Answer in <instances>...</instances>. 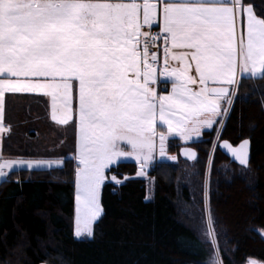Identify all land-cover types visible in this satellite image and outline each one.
Listing matches in <instances>:
<instances>
[{
  "label": "snow or ice",
  "instance_id": "obj_1",
  "mask_svg": "<svg viewBox=\"0 0 264 264\" xmlns=\"http://www.w3.org/2000/svg\"><path fill=\"white\" fill-rule=\"evenodd\" d=\"M241 74L264 78V18L247 0H0V134L11 131L5 94L46 97L51 119L72 124L77 237L92 235L106 171L118 160L134 158L142 173L157 140L164 157L169 136L187 141L207 129L219 139L213 126L229 115ZM169 81L170 92L158 93ZM249 146L213 144L243 166ZM52 163L0 153V178ZM205 235L215 240L211 227Z\"/></svg>",
  "mask_w": 264,
  "mask_h": 264
},
{
  "label": "trees",
  "instance_id": "obj_2",
  "mask_svg": "<svg viewBox=\"0 0 264 264\" xmlns=\"http://www.w3.org/2000/svg\"><path fill=\"white\" fill-rule=\"evenodd\" d=\"M264 18V0H247ZM48 101L7 94L1 152L6 159L61 161L44 170L15 169L0 182V264H216L197 221L207 210L221 264L264 263V78H240L219 139L250 140L247 167L213 149L206 208L204 181L216 132L203 133L198 160L151 164L147 178L120 162L116 185L101 188L102 215L90 239L76 240L75 135L49 120ZM148 197V200H147ZM201 225V224H200Z\"/></svg>",
  "mask_w": 264,
  "mask_h": 264
},
{
  "label": "rangeland",
  "instance_id": "obj_3",
  "mask_svg": "<svg viewBox=\"0 0 264 264\" xmlns=\"http://www.w3.org/2000/svg\"><path fill=\"white\" fill-rule=\"evenodd\" d=\"M176 66V65H175ZM173 66V67H175ZM243 74L241 75H238V82L240 80V78H242ZM157 88V91L158 93L160 94H168L171 90V82L169 81L167 83V85L165 84H158L156 86ZM222 106L226 107V105H223V102H222ZM49 115H50V120L52 121L53 125L55 126V128L57 129H65L66 127H71V132H73V134L75 135V129L73 128L72 124L69 123L68 125H59L57 123H55L52 119H51V108H49ZM218 120H223L225 121L226 117H218L217 118ZM214 128H221L222 125L221 124H216L213 126ZM222 129V128H221ZM220 129V131H221ZM158 130H160V126L158 125ZM164 131H166V127L163 128ZM210 130H207V129H203L201 131V135L200 136H196L195 134H193L191 136L190 139H188L187 141L182 139L180 136L176 135V136H169L168 139L166 140V143H165V147H166V153H165V156L164 157H161L159 155V151H158V140H157V151L154 153V157L152 159V161H150L147 165L144 166L143 168V172L141 173V165L134 159V158H121L120 160H118L115 164H113L107 171H106V179H105V183L107 182H111V183H114L116 185H119L120 183H122L128 176H125L124 178H119L115 171H110V169L112 167H116V165L120 162H132L134 164H136V166L138 167L137 168V171H136V176L139 177V178H147V173H148V170L151 166V164H154V163H161V162H164V163H168V164H171V165H175V166H178L180 165V161H179V158H180V149L182 148H185L187 146H190L192 145L193 143H196L198 141L201 140L202 136H203V133L205 132H208ZM217 141H218V138H217V133L215 135V139H214V142L213 144H217ZM213 145H212V149L210 151V155H209V159L207 161V167H206V172H205V181H204V203H205V208H206V200H207V190H208V186H207V182H208V170H209V163H210V158H211V155H212V152H213ZM179 150V151H178ZM75 154V152H74ZM175 157L174 160L172 159H168V157ZM3 160H13V159H6L4 158ZM16 160H23V161H29L27 159H14L13 161H16ZM31 160H34V159H31ZM47 160V159H46ZM48 161H52V167L51 168H58V167H61V164L62 162L59 161L60 163H56L57 161H53V160H48ZM197 163V161H196ZM51 168H48V167H44L42 169H39V170H44V169H51ZM15 169H27V170H37L35 168L33 169H28L26 167V164L24 166H17V167H14L12 170H15ZM11 170V171H12ZM115 176L117 180L120 181V183H116L115 181L112 180V177ZM7 178V177H6ZM6 178H0V182L3 180V179H6ZM103 184V185H104ZM75 194H76V189H75V179H74V208H73V215H72V218H71V228H72V232H73V236L76 240H83V239H90L92 237L85 234V235H82L80 237H77L75 235V210H76V200H75ZM147 200H148V197H147ZM101 202V201H100ZM102 215V214H101ZM205 215H206V220L205 222H201V221H197L198 223L197 226H199L201 228V235L204 237V238H207L210 240L212 246H213V249H214V256H213V260L215 261L216 264H221L220 262V257H219V252H218V247L215 243V240L213 241V237L212 236H208V235H205V229L208 228V227H211V223L209 222V218H208V213H207V210L205 211ZM101 217V216H100ZM100 217L92 224L91 226V229H92V234H93V228L95 226V224L98 222V220L100 219ZM201 224V225H200ZM212 229V227H211ZM213 232V230H212ZM251 263L253 264H264L262 262H259V261H255L253 260Z\"/></svg>",
  "mask_w": 264,
  "mask_h": 264
},
{
  "label": "water",
  "instance_id": "obj_4",
  "mask_svg": "<svg viewBox=\"0 0 264 264\" xmlns=\"http://www.w3.org/2000/svg\"><path fill=\"white\" fill-rule=\"evenodd\" d=\"M243 140H245V139H243ZM243 140H241L239 143H241ZM247 140H249V139H247ZM224 141H227V140L219 141L218 145L222 144ZM239 143H237L234 146H238ZM217 148L229 160L230 163L236 164V165L241 166V167H247L248 166V165L247 166L240 165L238 161H235L234 158L231 157L230 154L226 153V150H223L222 148H219V147H217ZM250 148H251V146H249V157H248V159H250ZM187 151L194 152L197 155V153H196V151L194 149L185 147V148L180 149V151H179L181 159H183L184 161H188V162L194 161L196 159V157L194 159L189 158L187 155H185V152H187ZM262 237L264 238V234H262ZM247 264H253V263H247Z\"/></svg>",
  "mask_w": 264,
  "mask_h": 264
},
{
  "label": "crops",
  "instance_id": "obj_5",
  "mask_svg": "<svg viewBox=\"0 0 264 264\" xmlns=\"http://www.w3.org/2000/svg\"><path fill=\"white\" fill-rule=\"evenodd\" d=\"M156 27H153L152 29H155ZM146 31H147V29H145ZM159 55H160V58H161V67L163 66V51L161 50L160 52H159ZM176 64H175V62H171L170 63V66H175ZM247 74H243V76L242 77H245ZM248 77H250V76H248ZM252 78V77H251ZM257 78V77H256ZM6 95L7 94H5V97H6ZM16 95H18V94H16ZM19 95H23V94H19ZM33 95H35V94H33ZM46 98V97H45ZM47 99V98H46ZM47 101H48V99H47ZM48 107L50 108V103L48 102ZM49 114V113H48ZM49 120H50V115H49ZM51 121V120H50ZM52 122V121H51ZM5 134V133H4ZM4 135L3 134H0V137H3ZM1 148H2V138H0V153H2L1 152ZM2 156H3V154H2ZM4 159V158H3ZM5 171H7V173H9L10 171H8V170H5ZM8 175V174H7Z\"/></svg>",
  "mask_w": 264,
  "mask_h": 264
},
{
  "label": "flooded vegetation",
  "instance_id": "obj_6",
  "mask_svg": "<svg viewBox=\"0 0 264 264\" xmlns=\"http://www.w3.org/2000/svg\"><path fill=\"white\" fill-rule=\"evenodd\" d=\"M222 139H218V141H217V143L219 142V141H221ZM196 144H197V142L196 143H193L192 145H190V146H187L188 148H192V149H194L195 151H196V153H197V155H196V159L194 160V161H192V162H196V160H198V155H199V147L198 146H196ZM179 151V150H178ZM179 161H184L183 159H181V157L179 158ZM185 162H188V161H185ZM192 162H188V163H192Z\"/></svg>",
  "mask_w": 264,
  "mask_h": 264
},
{
  "label": "built area",
  "instance_id": "obj_7",
  "mask_svg": "<svg viewBox=\"0 0 264 264\" xmlns=\"http://www.w3.org/2000/svg\"><path fill=\"white\" fill-rule=\"evenodd\" d=\"M158 31H159V29L155 30V31H152V34L155 35ZM161 48H162V45H161ZM151 50L154 51V52L157 51L156 48H152Z\"/></svg>",
  "mask_w": 264,
  "mask_h": 264
}]
</instances>
